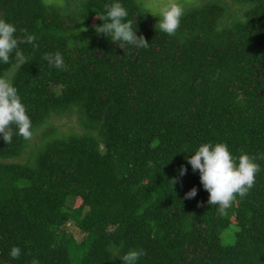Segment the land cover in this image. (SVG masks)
<instances>
[{"label": "trees", "instance_id": "1", "mask_svg": "<svg viewBox=\"0 0 264 264\" xmlns=\"http://www.w3.org/2000/svg\"><path fill=\"white\" fill-rule=\"evenodd\" d=\"M181 1L169 36L142 0H0L15 35L36 37L27 64L0 62L33 133L0 135V264H123L129 249L146 253L136 264H264V159L224 214L187 163L204 143L264 155V0ZM116 2L148 48L96 33ZM56 52L63 67L43 59Z\"/></svg>", "mask_w": 264, "mask_h": 264}, {"label": "clouds", "instance_id": "2", "mask_svg": "<svg viewBox=\"0 0 264 264\" xmlns=\"http://www.w3.org/2000/svg\"><path fill=\"white\" fill-rule=\"evenodd\" d=\"M106 14L96 16L103 21L102 25L95 27L97 34L103 33L111 37V41L119 45L123 50L125 45H132L137 48H148L149 44L145 38L137 36L136 30H133V21L127 20L128 12L125 7L119 3L105 4ZM184 14L183 7L176 0H167V3L159 7V20L156 24L161 32L173 36L180 27V21ZM86 30V29H85ZM16 27L0 19V62L9 64L12 61L13 54L15 66L20 68L28 63V59L19 49L20 44L33 43L36 37L28 34L26 29L20 31L23 36L15 35ZM43 59L48 61L50 66L63 67V57L59 52L55 54L45 53ZM13 126L18 130L17 134L25 140L32 137L31 120L26 113V108L21 102L17 89L10 80L0 77V135L6 144L12 142ZM233 156L225 143H204L187 159L194 172H199V180L203 189L208 192L207 204L216 205L217 212L224 214L231 204L239 196L243 199L254 187L255 177L261 171L256 161L264 159V155L252 156L243 154ZM187 169L183 166L180 169V175L186 174ZM173 179L170 183L175 184ZM197 195V189L192 188L184 196V199H192ZM108 251L119 255L120 249L113 244H109ZM21 254L19 247L13 246L10 250V257L18 259ZM146 253L143 249H129L120 259L123 264H136L139 258ZM31 264H39L35 259Z\"/></svg>", "mask_w": 264, "mask_h": 264}, {"label": "rangeland", "instance_id": "3", "mask_svg": "<svg viewBox=\"0 0 264 264\" xmlns=\"http://www.w3.org/2000/svg\"><path fill=\"white\" fill-rule=\"evenodd\" d=\"M47 1H52V0H47ZM142 1L144 2V7L150 11L148 15L151 17V19L153 15H155V13H158L159 7L162 4L167 3V0H142ZM176 2L179 3L182 7H184V4L182 3L181 0H176ZM61 123L66 124L65 126H62L63 130H66L67 126H70V127L76 126L74 117L71 118L70 120L63 119ZM234 231H235V228L230 227L229 229L221 233V240L224 244H231L233 242V232Z\"/></svg>", "mask_w": 264, "mask_h": 264}]
</instances>
